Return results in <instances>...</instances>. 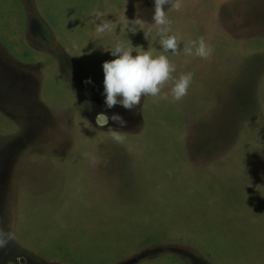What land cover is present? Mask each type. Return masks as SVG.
Listing matches in <instances>:
<instances>
[{"label":"rangeland","instance_id":"1","mask_svg":"<svg viewBox=\"0 0 264 264\" xmlns=\"http://www.w3.org/2000/svg\"><path fill=\"white\" fill-rule=\"evenodd\" d=\"M165 10L176 54L154 0H0V264H264V0ZM118 43L176 69L131 110L103 95Z\"/></svg>","mask_w":264,"mask_h":264},{"label":"clouds","instance_id":"2","mask_svg":"<svg viewBox=\"0 0 264 264\" xmlns=\"http://www.w3.org/2000/svg\"><path fill=\"white\" fill-rule=\"evenodd\" d=\"M165 5L179 12L182 8V0H154L153 21L158 29L159 45L163 52L176 54L179 44L175 35H168L170 20L167 17ZM93 15L95 16L94 23L97 34L111 30V21L105 20L102 13L94 12ZM120 27L122 31L135 34L138 32L137 29L143 31L144 22L139 18L129 20L125 16L120 21ZM143 33L146 39L147 34L144 31ZM133 49V45L128 47L118 43L107 50L115 57V59L105 61L102 65L103 95L108 108L119 104L125 109L131 110L140 104L142 96H160L163 85L173 79L171 74L176 70L175 65L169 61L166 55H154L153 51L143 50L136 52L137 54L133 56ZM183 50L190 56L195 55L204 59L212 53L211 47L203 38L189 42V45H185ZM191 81V73L180 75L171 89L175 100H180L187 94ZM86 83H92L91 79L89 78ZM112 119L123 123L118 115H114ZM97 123L103 128L108 123V118L101 114L97 116ZM113 138L117 141L121 140V136L115 131H113Z\"/></svg>","mask_w":264,"mask_h":264}]
</instances>
